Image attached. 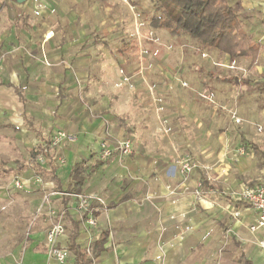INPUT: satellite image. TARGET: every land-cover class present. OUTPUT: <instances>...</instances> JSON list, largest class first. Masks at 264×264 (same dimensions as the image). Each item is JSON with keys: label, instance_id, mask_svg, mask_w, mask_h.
Here are the masks:
<instances>
[{"label": "rangeland", "instance_id": "374dc122", "mask_svg": "<svg viewBox=\"0 0 264 264\" xmlns=\"http://www.w3.org/2000/svg\"><path fill=\"white\" fill-rule=\"evenodd\" d=\"M154 6V0H0V81L23 86L26 98L22 109L12 87L0 86L2 264H66L70 257L58 262L49 253L45 232L61 224L58 240L67 239L71 211L89 236L88 255L93 252L97 223L89 226L72 198H45L67 191L56 187L51 166L66 163L61 147L75 141L50 146V159L33 158L51 136L67 131L56 126L58 107L67 102H80L91 118L112 111L131 140L128 160L137 168L128 177L143 200H160L162 210L172 197L190 194L193 211L203 206L205 234L190 262L243 264L244 254L264 264L258 245L264 229H249L255 215L236 198L264 180V90L255 87L264 80V58L248 68L247 59L229 61L188 36L153 28ZM249 18L261 20L264 42V18L257 11ZM228 76L252 83H230ZM241 135L263 154L244 148ZM94 155L86 166L100 158ZM185 160L193 171L182 170ZM198 171L222 192L202 186ZM191 173L197 179L189 187ZM187 222L183 211L159 219L158 242L178 238Z\"/></svg>", "mask_w": 264, "mask_h": 264}, {"label": "crops", "instance_id": "0c3cea01", "mask_svg": "<svg viewBox=\"0 0 264 264\" xmlns=\"http://www.w3.org/2000/svg\"><path fill=\"white\" fill-rule=\"evenodd\" d=\"M228 2L231 5H235V3L238 2L240 3V13L245 14V17L241 15L243 17L244 29L251 34L255 40L263 43V48L258 58L259 61L262 56L264 58V42L261 40L263 35H260L263 32V25L261 20L245 18L256 11L259 18H264V0H232ZM7 83L11 84V86H8ZM7 83L0 81V86L12 87L13 91L15 86H21L10 82ZM15 94L17 100L21 104V108H25V101H21L18 94L16 92ZM58 108L62 109V113L60 114L61 118L58 120L56 126L73 134H79V138H76L75 143L62 146L61 148L64 150H60L68 159L65 164L58 167L56 166L55 175L59 179L62 188L68 186L71 167L75 162L82 158L86 160L90 152L95 153V155L99 153V141L106 137V133L112 134L117 138H124L125 135L123 134L121 126H119V122H117L118 119L116 120L113 117L112 111L107 112L104 118H91L88 111L83 108L80 102L71 104L67 102V105L62 104ZM68 113L72 116L66 119L65 117ZM105 122H108L109 125L105 126ZM65 149L67 151H65ZM131 154L127 156L114 154L82 187L83 193L99 196L104 201L103 204L93 202V207L95 209L96 222L98 228H100V232L102 230L108 231L107 239L103 243V250L94 256L89 264H206V262L202 260L197 263L190 262L191 258H188L192 252V248L197 245L201 237L205 234L207 218L200 209L203 206L193 211L194 196L190 194L172 197V200H167L163 203L164 207L162 210H160V200L152 201V203L143 200V197L140 196L141 193L135 189L136 182L128 177V173L132 175L135 174L137 168L134 163L128 160ZM95 155L93 157H96ZM97 159L98 158H95V160ZM198 175L199 183H201L202 179H206L208 183L211 184L207 177L201 172L198 171ZM196 179V176L191 173L187 186L190 187V185H194ZM218 192H222L220 188ZM124 195L126 199L120 201ZM110 204L115 205L110 206ZM243 204L246 209L251 210L252 216L253 214L255 215L253 209L245 202H243ZM182 211L186 212L188 226L185 225V227H183L178 238H173L170 234L167 240L162 243L158 242L159 219L168 218L173 213ZM73 213L74 211H71V213L68 214L71 225L70 232L72 231L71 220L80 221L75 243L80 248H87V243H85V241L90 240L88 239L89 236L81 227V218L73 216L75 215ZM70 232L67 239L63 238L61 240L59 238L58 240V244L68 250V257L66 260L70 258L66 261V264H74V255L68 249ZM172 232L174 233L175 231L173 230ZM99 234L95 237V241L98 239ZM242 257L250 259L244 254L240 255V261H242L243 264L245 263ZM250 260L253 262L252 259ZM0 264L2 263L0 262Z\"/></svg>", "mask_w": 264, "mask_h": 264}, {"label": "trees", "instance_id": "16d2710c", "mask_svg": "<svg viewBox=\"0 0 264 264\" xmlns=\"http://www.w3.org/2000/svg\"><path fill=\"white\" fill-rule=\"evenodd\" d=\"M154 3L156 14L150 20V25L153 28H163L171 36H188L194 39L202 50L215 49L219 53L227 54L229 61L238 58L248 59L249 68L257 63L263 43L255 40L244 29L239 2L231 5L228 0H154ZM224 79L235 84L252 83L238 76H228ZM7 85L11 86L9 83ZM255 87L264 90V80L255 81ZM14 91L21 101H25L22 86H15ZM5 126L17 129L16 126L11 124ZM240 141L244 148H251L254 152L263 154V151H259L255 143L246 139L243 135L240 136ZM40 152L41 148L33 154V158L36 159ZM44 155L50 159L48 151H45ZM108 160L98 158L90 166H85L86 160L84 158L75 162L71 167L67 191L81 193L84 183ZM51 170L56 187L61 188V183L55 175L56 166L52 164ZM200 184L219 191V188L209 184L206 179H202ZM125 199L126 196L124 195L120 201ZM113 205L115 204H110V206ZM79 222L71 220L72 231L69 235L68 249L74 255V264H89L93 257L103 250V243L107 239L108 231L102 230L100 232L98 239L94 242L95 246L92 254L88 255L86 248H80L75 243ZM242 258L245 264H253L250 259Z\"/></svg>", "mask_w": 264, "mask_h": 264}, {"label": "built area", "instance_id": "2783aa9c", "mask_svg": "<svg viewBox=\"0 0 264 264\" xmlns=\"http://www.w3.org/2000/svg\"><path fill=\"white\" fill-rule=\"evenodd\" d=\"M106 134V137L99 142L100 159H110L114 154L127 156L132 153L130 138H116L109 133ZM75 140L76 134L68 131H58L54 136H51L48 144L42 145L37 160L43 161L44 152L48 151L50 146H57L61 141L73 142ZM181 168L183 171L191 172L194 170L195 165L185 160L182 162ZM15 185L20 187V180H15ZM54 194L64 195L65 197L75 200L78 210L85 215V222L89 226L96 225V217L93 213L95 211L93 202L103 204L104 201L102 198L83 192L75 193L68 191H50L45 195V198L48 199ZM236 198L241 202H245L255 212V221L249 226V229L252 231H256L259 228L264 229V180H261V182L252 187L246 186L242 188ZM63 234L64 228L61 224H55L47 228L45 232L46 245L48 246L49 253H51L58 262H63L68 257V250L58 244V237ZM258 245L264 250V239L259 240Z\"/></svg>", "mask_w": 264, "mask_h": 264}, {"label": "water", "instance_id": "95a60500", "mask_svg": "<svg viewBox=\"0 0 264 264\" xmlns=\"http://www.w3.org/2000/svg\"><path fill=\"white\" fill-rule=\"evenodd\" d=\"M18 1H20V0H18Z\"/></svg>", "mask_w": 264, "mask_h": 264}]
</instances>
